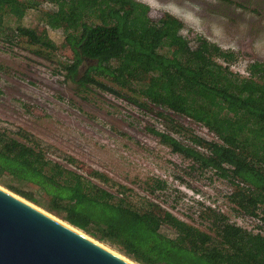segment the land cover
Returning <instances> with one entry per match:
<instances>
[{"label":"trees","instance_id":"obj_1","mask_svg":"<svg viewBox=\"0 0 264 264\" xmlns=\"http://www.w3.org/2000/svg\"><path fill=\"white\" fill-rule=\"evenodd\" d=\"M49 1L54 7L41 13L43 23L62 29L73 51L60 63L66 78L206 127L215 138L200 148L184 137L187 126L159 110L166 128L151 132L189 162L190 173L210 170L227 179L236 215L262 224L250 229L209 205L199 209L201 224L161 211L149 196L97 168L84 170L76 156L57 153L1 117L0 185L139 264H264V62L251 61L248 75L235 71L238 52L201 34L190 38L177 17L154 20L138 0ZM41 4L0 0V26L6 16L21 20ZM16 30L40 54L57 48L47 29L18 24ZM148 186L155 194L167 182L156 178Z\"/></svg>","mask_w":264,"mask_h":264},{"label":"rangeland","instance_id":"obj_2","mask_svg":"<svg viewBox=\"0 0 264 264\" xmlns=\"http://www.w3.org/2000/svg\"><path fill=\"white\" fill-rule=\"evenodd\" d=\"M35 1L42 4L29 9L23 19L6 16L5 27L0 26V117L54 145L57 153L76 156L84 170L97 168L149 196L161 211L166 208L201 224L199 209L209 205L258 231L262 220L236 215L228 198L234 186L227 179L210 170L190 173L189 162L163 144L151 127L166 128L164 119L156 115L161 110L190 129L184 137L193 145L204 148L202 141L213 140V133L162 107L153 105L150 112L101 88H79L60 68V63L73 57L63 30L46 28L42 20L41 13L54 6L49 0ZM138 1L148 5L146 0ZM157 2L175 8L171 12L150 8L154 20L177 17L185 23L184 33L190 38L201 34L238 52L240 58L232 65L233 70L248 75L251 61L264 62V0ZM18 24L36 27L40 32L47 29L57 48L43 50V54L36 52V47L17 36ZM134 77L150 78L145 73H135ZM156 178L166 181L167 188L151 194L148 182Z\"/></svg>","mask_w":264,"mask_h":264},{"label":"water","instance_id":"obj_3","mask_svg":"<svg viewBox=\"0 0 264 264\" xmlns=\"http://www.w3.org/2000/svg\"><path fill=\"white\" fill-rule=\"evenodd\" d=\"M15 194L0 185V264H132Z\"/></svg>","mask_w":264,"mask_h":264},{"label":"bare ground","instance_id":"obj_4","mask_svg":"<svg viewBox=\"0 0 264 264\" xmlns=\"http://www.w3.org/2000/svg\"><path fill=\"white\" fill-rule=\"evenodd\" d=\"M15 195H16V194H15ZM16 196H18V195H16ZM18 197H19L20 199L24 200V201L26 200V199H24L23 197H20V196H18ZM26 202L29 203V201H26ZM30 204H32L34 207H36V208H38V209H40V210L46 212L43 208H41V207H39V206H37V205H35V204H33V203H30ZM46 213H47L48 215H50L48 212H46ZM51 216H52V215H51ZM52 217H54L55 219H57V217H55V216H52ZM57 220L60 221V222H62V223H64V224H66L67 226H69V227L75 229L76 231L82 233L80 230H78V228H77V229L74 228V227L71 226L70 224L66 223L64 220H62V219H57ZM94 240H96V239H94ZM96 241H97V240H96ZM97 242L100 243V245L105 246L106 248H108L109 250H111L112 252H114L115 254L119 255L120 257L124 258V259L127 260L128 262H130V263H132V264H138V263H136L135 261H133L132 259H129V258L125 257L124 255H122L121 253H119V252H117V251L111 249L110 246L108 247V245L106 246L104 243H102V242H100V241H97Z\"/></svg>","mask_w":264,"mask_h":264},{"label":"clouds","instance_id":"obj_5","mask_svg":"<svg viewBox=\"0 0 264 264\" xmlns=\"http://www.w3.org/2000/svg\"><path fill=\"white\" fill-rule=\"evenodd\" d=\"M146 3L148 6L153 9L156 12H171L173 8H175V5H161L160 3L157 2V0H146ZM187 15L189 17L192 16L191 12H188Z\"/></svg>","mask_w":264,"mask_h":264}]
</instances>
